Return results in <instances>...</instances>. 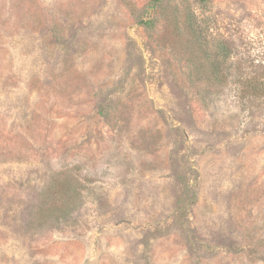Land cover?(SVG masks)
I'll use <instances>...</instances> for the list:
<instances>
[{
    "label": "rangeland",
    "instance_id": "rangeland-1",
    "mask_svg": "<svg viewBox=\"0 0 264 264\" xmlns=\"http://www.w3.org/2000/svg\"><path fill=\"white\" fill-rule=\"evenodd\" d=\"M0 264H264V0H0Z\"/></svg>",
    "mask_w": 264,
    "mask_h": 264
}]
</instances>
